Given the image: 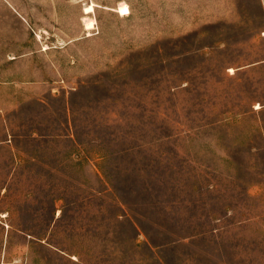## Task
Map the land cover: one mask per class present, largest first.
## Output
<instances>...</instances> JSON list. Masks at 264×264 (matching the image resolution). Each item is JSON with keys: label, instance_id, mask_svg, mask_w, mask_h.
Wrapping results in <instances>:
<instances>
[{"label": "rangeland", "instance_id": "1", "mask_svg": "<svg viewBox=\"0 0 264 264\" xmlns=\"http://www.w3.org/2000/svg\"><path fill=\"white\" fill-rule=\"evenodd\" d=\"M0 264H264V0H0Z\"/></svg>", "mask_w": 264, "mask_h": 264}, {"label": "bare ground", "instance_id": "2", "mask_svg": "<svg viewBox=\"0 0 264 264\" xmlns=\"http://www.w3.org/2000/svg\"><path fill=\"white\" fill-rule=\"evenodd\" d=\"M92 8H93L92 6H89L86 8V11H90V10H92Z\"/></svg>", "mask_w": 264, "mask_h": 264}]
</instances>
